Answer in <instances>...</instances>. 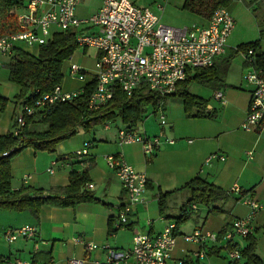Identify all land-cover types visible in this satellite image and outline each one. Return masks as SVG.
Masks as SVG:
<instances>
[{"label":"crops","instance_id":"obj_1","mask_svg":"<svg viewBox=\"0 0 264 264\" xmlns=\"http://www.w3.org/2000/svg\"><path fill=\"white\" fill-rule=\"evenodd\" d=\"M102 1L79 0L76 15L79 18L91 17L100 9ZM170 1L163 12H166ZM249 1L259 8L260 5L264 6V0ZM155 2L156 0H151L149 3L148 0L147 4L152 5L160 15L161 11L156 8ZM24 9H26L24 1L19 8L4 9L0 6V36L16 31V16ZM198 19L200 23H194L208 24V18L198 15ZM85 30L87 33H92L97 29L87 26ZM260 33L262 35L263 30ZM252 41L258 42L260 50L264 51L261 38L243 41L236 47L230 46L227 40L226 53L223 57L230 55L229 48L232 49V54L241 44ZM18 48L26 49L20 43H17ZM26 50L31 51L28 48ZM238 56L243 57V62L237 67L238 75L243 80L237 78L236 72L232 74V64ZM12 57L0 54V82L4 76L3 69H7L5 76L7 78L9 76V69L6 65ZM249 70L246 53L235 54L228 68L225 83L216 88L211 87L213 90L209 98L199 95L208 100L209 116L189 117L182 99L170 95L175 100L169 102L164 108L167 119L165 126H161L160 130L154 134L150 133L146 126L144 132H139L137 126L134 128L148 137L163 131L166 136L175 139V143L170 144L162 137L160 146L153 154L145 153L141 142H121L119 130L125 128L124 125L114 129L109 124H104V130L99 137L90 138L83 134L79 142H67L75 135L61 142L56 153L38 152L28 147L13 157L11 162L13 189H18L22 185H30L42 188L45 194H48L69 184L71 170L86 169L90 177L86 188L93 191L100 200L81 202L66 207L44 204L37 216L29 211L0 208V227H19L30 223L35 224L38 229L35 238L19 239L14 243H9L10 246L7 248L0 242V259L19 257L37 260L36 262L49 260L52 264H68L70 258L76 257L83 259L84 264H96V261L105 262L108 256L105 249L100 247L88 250L83 243L75 239L92 241L101 246L109 244L115 248L126 249L131 247L135 234H159L170 223H176V218L187 209L189 215L192 216L193 212L197 213V217L191 226L187 227V222H185L176 230L179 237L172 253L173 259H183L185 264H200L201 262L233 264L228 259L227 261L222 259L227 256L225 251H228L227 242L222 237L217 242H207L206 245H201L186 241L182 234L193 233L198 228L220 234L227 225L232 226L235 219L248 215L250 208L245 199L254 197L259 201L261 210L254 219L253 236L257 242L256 252L264 264V121L252 130H245L242 127L253 90V86L245 79ZM92 79L93 77L89 81ZM244 81H246V87L243 86ZM9 84L6 92L11 88ZM84 85L85 82L76 87L67 88L62 82L66 91H76ZM19 90L20 88L13 99L0 91L2 95L10 99L5 111L0 113V135L14 129L15 118L22 105L16 99ZM218 91L223 92V99L216 97L215 93ZM41 125L38 122L32 127L39 128ZM86 141L91 143L89 155L59 163L55 167V172H50L52 160L74 154L83 147ZM249 151H252V154H249ZM109 154L123 157L137 171L146 174L149 180L145 201L134 206L128 223L121 227H117V214L119 208L128 201V196L116 170L109 166L107 161ZM212 154L217 156L208 162L207 159ZM220 156H224L225 159H221ZM25 175L31 176L26 183L23 181ZM197 176L221 187L228 193V197L215 204L220 208L218 211H212L210 206L203 204H196L198 210L194 211L192 208L194 204H188L190 192L185 186ZM236 185L240 187V192L232 191ZM161 193H169L164 212L160 208ZM187 206H190V209ZM234 243L242 249L246 247L248 241L246 237L235 235ZM199 250L205 252L203 259L196 255ZM245 261L242 258L240 264H245Z\"/></svg>","mask_w":264,"mask_h":264},{"label":"built area","instance_id":"obj_2","mask_svg":"<svg viewBox=\"0 0 264 264\" xmlns=\"http://www.w3.org/2000/svg\"><path fill=\"white\" fill-rule=\"evenodd\" d=\"M22 1L26 2V9L16 16V31L0 36V54L15 56L14 52L19 42L41 47L58 30L76 31L78 47L90 46L98 51L92 79L95 81V88L89 97V110H97L104 106L113 97L116 88H120L127 95H132L140 86L146 85L161 96L171 95L176 92L178 84L187 79L191 69L211 67L217 58L226 53L227 40L235 26L229 8L224 6L214 11L208 19V24L194 23L192 26L179 29L163 23L152 5H139V0H103L100 9L89 18H79L76 15L79 0ZM168 2L169 0H156V8L163 12ZM87 26L97 30L87 33L85 30ZM253 53L254 48H250L246 53L250 70L245 75V79L253 86V90L248 113L242 123L245 130H252L264 121V71L252 66ZM71 59L72 57L68 60L69 76L85 82L87 71ZM83 87L76 91H66L62 84H59L50 92L37 94L34 104L21 105L15 118L17 124L15 133L26 125L28 116L35 115L38 111L56 103L74 100L83 93ZM215 95L219 99L224 98L221 91L216 92ZM157 111H161L160 125L165 126L167 119L163 114L162 105ZM162 137L167 143H175V139L166 136L163 131L148 137L134 128L125 127L119 130L121 142H141L147 154L155 152L161 144ZM90 144L86 141L75 154L79 158L89 155ZM249 154H252V151H249ZM4 155H8V152ZM216 156L212 154L207 161H211ZM220 157L225 159L224 156ZM107 161L109 166L116 170L128 196V201L119 208L117 214V227H121L128 223L134 206L145 201L149 180L146 174L137 171L123 157L109 154ZM59 163L64 161L52 160L51 173L55 172V167ZM30 177L25 175L23 181L26 183ZM240 190L237 185L232 188L234 192ZM245 201L250 208L248 215L235 219L232 228L221 236L227 242L228 257L231 262L242 257L241 251L235 247L234 236H253L254 219L261 210L256 198L247 197ZM192 208L194 211L198 210L196 204ZM176 227V223L172 222L156 235L137 233L133 237L131 247L126 249L115 248L109 244L101 246L79 238L75 241L83 243L88 250L101 247L107 251V260L96 261V264H184L183 259L174 260L172 255L179 237ZM0 233L8 243H14L19 239L35 238L38 229L35 224L27 223L19 227H0ZM182 236L186 241L201 245L217 242L220 239V234L202 228ZM196 255L203 259L205 252L199 250ZM0 264L52 263L5 257L0 260ZM68 264H84V260L72 257Z\"/></svg>","mask_w":264,"mask_h":264},{"label":"trees","instance_id":"obj_3","mask_svg":"<svg viewBox=\"0 0 264 264\" xmlns=\"http://www.w3.org/2000/svg\"><path fill=\"white\" fill-rule=\"evenodd\" d=\"M231 2L232 0H185L184 6L197 15L209 19L217 8L228 7ZM22 4V0H0V6L4 9L19 8ZM77 48V33L74 30L56 31L37 53L18 48L16 55L6 65L9 69V81L20 88L16 99L22 105L34 104L37 94L50 92L62 84L63 68ZM250 48H254L252 66L264 71V51L260 50L259 43L254 41L243 43L234 53L216 60L213 66L191 69L187 79L178 84L176 92L171 96H178L182 99L189 117L209 116L208 100L192 93L189 85L196 82L212 88L221 86L225 83L233 56L238 53H247ZM83 88V93L74 100L56 103L38 111L35 115L28 116L26 125L19 128L18 133L14 131L17 127L15 122L13 130L0 135V208L29 211L37 216L44 204L66 207L81 202L99 201L100 199L94 192L86 188L90 181L86 169L71 170L69 184L48 194H45L42 188L30 185H22L18 189H13L12 158L28 147H32L35 151L56 153L59 144L75 136L79 130L90 132L96 126L116 120L117 117L122 118L126 128H135L142 121L150 106L156 112L168 97L161 96L146 85L140 86L132 95H127L120 88H116L113 97L104 106L97 110H89V97L95 88V81H89ZM9 101L8 97L0 93V113L5 111ZM38 122L46 127L44 129L33 128L32 126ZM5 152H8V155H4ZM74 158L79 157L74 153L56 159L66 162L73 161ZM185 187L190 192L188 204L210 206L212 211H218L220 208L215 204L228 197V193L221 187L199 176L192 179ZM168 194H160L162 212L166 208ZM188 213L185 209L183 214L176 218V230L190 217ZM231 228V225H227L220 233V237ZM246 239L248 244L242 249L235 244V247L241 251V259L246 260L245 264H263L256 252L257 242L254 236H248ZM241 259L233 261V264H240ZM45 262L50 263L49 260Z\"/></svg>","mask_w":264,"mask_h":264},{"label":"rangeland","instance_id":"obj_4","mask_svg":"<svg viewBox=\"0 0 264 264\" xmlns=\"http://www.w3.org/2000/svg\"><path fill=\"white\" fill-rule=\"evenodd\" d=\"M151 0H149V3ZM148 0H139V5H149L147 4ZM185 0H171L170 4L166 10V12H161L160 17L162 18V22L166 25L183 29L185 27L192 26L194 22H199L200 19H198V15L191 11L190 9H187L184 6ZM234 20H235V26L232 31V34L230 38L228 39V43L232 47H236V45L242 43L243 41H249V40H255L261 38L262 43V49L264 50V6L260 5V8L255 4H251L249 0H232L231 4L228 6ZM258 8V9H257ZM258 10V11H257ZM263 30V34L261 35V31ZM20 45L24 48H28L33 52H38L39 47L38 46H28L24 42H19ZM229 52L231 54L232 49L229 48ZM96 55H97V49L95 47H83L79 46L77 50L74 52L71 61L77 63L81 67H83L87 71L86 75V81H89L93 74L95 73V63H96ZM243 62V57L238 56L235 58L233 64H232V74L236 72V75H238L237 67ZM68 65L69 62H66L63 73V85L67 88L69 87H76L77 85H80L84 83V81L78 80V79H71L68 74ZM6 70V71H5ZM4 76L1 78L0 82V91L4 93L5 95L11 97L13 99L15 93L18 91V85L15 83H12L8 80V78L5 76L7 73V69H3ZM239 80H243L241 76L238 75L237 77ZM85 81V82H86ZM9 82V83H7ZM243 82V81H242ZM8 84L10 85V89L8 92H6V88L8 87ZM246 85V81H244V87ZM189 90L200 96H204L209 98L211 91L213 90L209 86L201 85L196 82H192L189 85ZM173 97L169 96L162 104L163 114L166 116V109H164L169 102H171ZM161 114V111H157V113H154V109L152 106H150L147 110V113L143 117L142 121L139 122L137 125V130L139 132H144L145 126L147 129H149L150 133L154 134L156 131L160 130L161 125L159 122V116ZM106 124H109V126H112L114 129L118 127L125 126V123L123 122L122 118L117 117L116 120L108 121ZM46 125L42 124L39 129H44ZM104 124L98 125L96 128L90 132H87L85 130H81L78 134H76L75 137H73L71 140L67 142H73L77 143L81 140L83 134H86L90 138L99 137V134L104 130ZM38 152H44L49 153L48 151H38ZM45 173L47 171L45 170ZM49 174V173H48ZM190 206H187L189 208ZM190 209V208H189ZM197 213L192 212V216L190 215L189 218L186 219L185 222H187L186 226L189 227L191 224L195 223V217ZM184 222V224H185ZM0 242L7 248L10 246L8 241L4 238V236L0 233ZM227 256H224L225 261L228 257V251Z\"/></svg>","mask_w":264,"mask_h":264}]
</instances>
